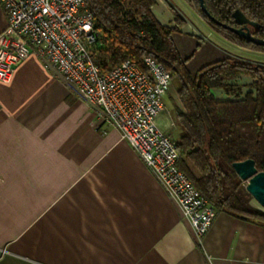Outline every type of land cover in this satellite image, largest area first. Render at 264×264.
<instances>
[{"label": "crops", "instance_id": "crops-1", "mask_svg": "<svg viewBox=\"0 0 264 264\" xmlns=\"http://www.w3.org/2000/svg\"><path fill=\"white\" fill-rule=\"evenodd\" d=\"M172 7L184 18L172 39L192 73L248 59L247 49L209 39L172 0L151 11L175 27ZM6 25L0 5V32ZM232 82L251 90L248 76ZM0 264H264V225L219 212L199 239L119 130L31 53L0 81Z\"/></svg>", "mask_w": 264, "mask_h": 264}, {"label": "trees", "instance_id": "trees-1", "mask_svg": "<svg viewBox=\"0 0 264 264\" xmlns=\"http://www.w3.org/2000/svg\"><path fill=\"white\" fill-rule=\"evenodd\" d=\"M186 1L219 36L240 48L264 53V46L248 42L212 21L200 0ZM85 2L93 14L95 32L90 50L101 72L126 59L145 70L146 56L162 63L179 82L180 104L174 115L179 131L173 140L179 154L177 166L217 213L264 225V211L251 204L247 182L233 168L234 162L253 159L258 170L264 171V63L229 56L192 73L172 39L184 22L173 7L177 22L169 27L154 17L151 8L155 0ZM203 4L215 19L232 26V13L239 9L260 24L251 31L256 38L264 39V0H203ZM242 75L251 79V90L245 94L232 82ZM217 89L232 99H218L214 93Z\"/></svg>", "mask_w": 264, "mask_h": 264}, {"label": "built area", "instance_id": "built-area-1", "mask_svg": "<svg viewBox=\"0 0 264 264\" xmlns=\"http://www.w3.org/2000/svg\"><path fill=\"white\" fill-rule=\"evenodd\" d=\"M0 5L7 18L0 32V81L9 83L31 53L58 70L136 150L201 239L217 212L179 169L176 144L157 123L170 71L146 56L145 70L126 59L102 73L90 50L95 32L85 0H0Z\"/></svg>", "mask_w": 264, "mask_h": 264}, {"label": "water", "instance_id": "water-1", "mask_svg": "<svg viewBox=\"0 0 264 264\" xmlns=\"http://www.w3.org/2000/svg\"><path fill=\"white\" fill-rule=\"evenodd\" d=\"M203 10L207 16L215 23L233 31L238 36L245 38L248 42L264 46V39L256 38L251 31V27L258 29L260 24L249 19L242 11L236 9L232 13L234 26L221 23L215 19L205 8L203 0H200ZM233 168L241 180L247 182L246 190L252 198L264 209V171H259L253 159H246L233 163Z\"/></svg>", "mask_w": 264, "mask_h": 264}, {"label": "rangeland", "instance_id": "rangeland-1", "mask_svg": "<svg viewBox=\"0 0 264 264\" xmlns=\"http://www.w3.org/2000/svg\"><path fill=\"white\" fill-rule=\"evenodd\" d=\"M172 1L177 3V5H179L181 10L191 19V21H193V23H195L199 28H201L204 31V33L206 34V36L209 39H211L212 41H215L216 43L220 44L221 47H223V48H225L227 50H230V48H233V47H231L233 45H231L227 41H224V39H222L223 37H221L217 33H215L211 29V27L202 18H200L198 15L193 13L192 8L189 6V4L187 3L186 0H172ZM209 32H211V34H209ZM218 40H222V41L226 42L228 45L223 44L221 41H220L221 42L220 43ZM241 55L247 56L248 59H251L252 61H257V62H260V63H264V53H259V52H254V51H248L247 50V51H244V53H242ZM199 60H198V62H199ZM193 65L194 64L192 63L190 67L193 68L194 67ZM178 84H179V82H178L177 78H172L170 88L167 91V93L164 95L165 108H164L163 113H165V114H164V118H163V121H162V126H160V128L167 135H169L172 138V140H176L177 139V134H178V131H179L178 126H177V124L175 123V120H174L176 106H177V104H180L179 100H178V96H177ZM169 121H171L170 122L171 124L168 125ZM164 123H165V125H164ZM165 126H167V127L164 128ZM251 204L254 207H256V208L262 209L260 207V205L253 198L251 199ZM262 210L264 211V209H262Z\"/></svg>", "mask_w": 264, "mask_h": 264}]
</instances>
